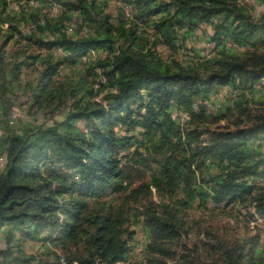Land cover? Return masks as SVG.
<instances>
[{"label":"trees","instance_id":"trees-1","mask_svg":"<svg viewBox=\"0 0 264 264\" xmlns=\"http://www.w3.org/2000/svg\"><path fill=\"white\" fill-rule=\"evenodd\" d=\"M10 1L0 264H264L261 228L230 224L242 210L264 222V96L252 95L264 87V0ZM201 24L209 54L178 57ZM224 87L234 96L216 111L195 108ZM20 94L51 122L12 124ZM133 227L146 233L140 257ZM21 238L41 242L42 257Z\"/></svg>","mask_w":264,"mask_h":264},{"label":"rangeland","instance_id":"rangeland-1","mask_svg":"<svg viewBox=\"0 0 264 264\" xmlns=\"http://www.w3.org/2000/svg\"><path fill=\"white\" fill-rule=\"evenodd\" d=\"M250 3H253L252 1H249ZM121 1L120 0H113V5L110 7L111 11H114L117 5H120ZM10 5L17 9L18 5L16 3V0L10 1ZM257 11L263 10L262 6H259L255 4ZM126 13H128L127 16L132 17L133 15V10H131L129 7L124 8ZM45 12L47 14L49 13L50 16H54L58 12V6L53 5L50 9H45ZM6 27V25H4ZM23 31L26 33L28 31V27L25 26L23 28ZM212 33V29L209 25L201 24L199 28H197L192 35H190L185 41H184V47L180 48V50L177 52L178 57L182 58H191L192 54L199 52L200 54L207 55L209 54L213 44L211 42H208L206 40L207 34ZM158 50L161 52L162 56L166 58L169 55V51L167 48L164 46H159ZM61 53V51H58ZM95 56V54H92ZM68 71L63 69V74L67 73ZM34 76V71H31L29 73V77ZM264 83V79H263ZM257 89L259 91L255 92L252 94L255 98L259 95V92L264 96V87H259L257 85ZM234 96V91L230 89L229 87H224L220 89L218 92L213 93L211 97L208 100L201 99L198 100L195 103V108H198L200 105H205L206 108L208 109L209 112H214L218 108L219 104L222 102H225L226 100H231ZM27 97L24 94H20L16 99L15 103H13V97L12 100L9 101L10 103V115L9 119H11L12 124L15 126H22L24 124H28L29 122H32L33 120H36L37 122H51V117H46L42 112H36L33 109H28V104L26 103ZM172 116L180 123L183 124L185 120L187 119V115L181 111L173 110ZM53 118H60L59 114H56ZM5 159L4 157H0V170L4 166ZM262 182V186L264 187V181ZM245 210H242L241 215H239V219L237 220H230V224L232 228L237 229L238 231H243L244 229V223H248V227L251 230V232H254L255 229L253 226H258L261 228V231L264 233V222L261 220H256V221H246L245 218H243L245 215ZM227 221V218H217L213 220V223L215 224H224L223 222ZM136 229L135 233V250L133 253V256L140 257L141 254L140 252L143 249V246L146 242V233L142 229H138L136 227H133ZM5 237L3 235L0 236V248H4L5 246ZM21 240V245L24 251L27 254L34 255L38 258H41V254H43L44 248L41 247L42 243L41 242H36L34 240L30 239H20ZM13 242V241H12ZM57 253H60L58 249H56Z\"/></svg>","mask_w":264,"mask_h":264}]
</instances>
